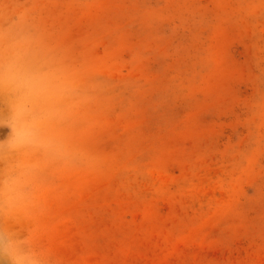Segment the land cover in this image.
<instances>
[{
    "label": "rangeland",
    "instance_id": "rangeland-1",
    "mask_svg": "<svg viewBox=\"0 0 264 264\" xmlns=\"http://www.w3.org/2000/svg\"><path fill=\"white\" fill-rule=\"evenodd\" d=\"M77 94L33 226L62 264H264V0H0Z\"/></svg>",
    "mask_w": 264,
    "mask_h": 264
},
{
    "label": "clouds",
    "instance_id": "clouds-1",
    "mask_svg": "<svg viewBox=\"0 0 264 264\" xmlns=\"http://www.w3.org/2000/svg\"><path fill=\"white\" fill-rule=\"evenodd\" d=\"M77 87L23 30H0V264H62L33 226L46 170L77 150L61 134Z\"/></svg>",
    "mask_w": 264,
    "mask_h": 264
}]
</instances>
